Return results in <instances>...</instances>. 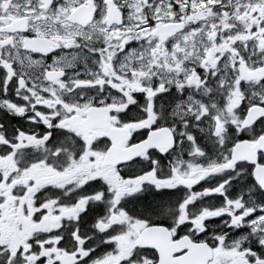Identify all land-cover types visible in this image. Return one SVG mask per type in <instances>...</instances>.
I'll list each match as a JSON object with an SVG mask.
<instances>
[{"label": "snow or ice", "instance_id": "1", "mask_svg": "<svg viewBox=\"0 0 264 264\" xmlns=\"http://www.w3.org/2000/svg\"><path fill=\"white\" fill-rule=\"evenodd\" d=\"M0 264H264V0H0Z\"/></svg>", "mask_w": 264, "mask_h": 264}]
</instances>
